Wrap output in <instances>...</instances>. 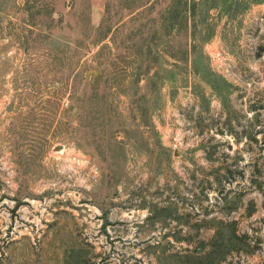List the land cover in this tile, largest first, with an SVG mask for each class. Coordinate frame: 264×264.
Listing matches in <instances>:
<instances>
[{
	"label": "rangeland",
	"instance_id": "1",
	"mask_svg": "<svg viewBox=\"0 0 264 264\" xmlns=\"http://www.w3.org/2000/svg\"><path fill=\"white\" fill-rule=\"evenodd\" d=\"M0 264H264V0H0Z\"/></svg>",
	"mask_w": 264,
	"mask_h": 264
}]
</instances>
